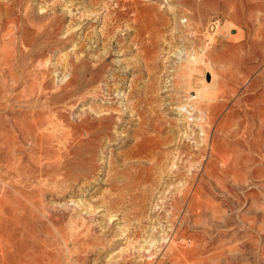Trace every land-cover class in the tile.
Returning a JSON list of instances; mask_svg holds the SVG:
<instances>
[{
  "label": "rangeland",
  "instance_id": "1",
  "mask_svg": "<svg viewBox=\"0 0 264 264\" xmlns=\"http://www.w3.org/2000/svg\"><path fill=\"white\" fill-rule=\"evenodd\" d=\"M0 3V264H264V0Z\"/></svg>",
  "mask_w": 264,
  "mask_h": 264
},
{
  "label": "bare ground",
  "instance_id": "2",
  "mask_svg": "<svg viewBox=\"0 0 264 264\" xmlns=\"http://www.w3.org/2000/svg\"><path fill=\"white\" fill-rule=\"evenodd\" d=\"M9 14H10V9L9 8H3V6H2V4L0 3V26L2 25V20H3V17H4V19H6V20H8L9 18H8V16H9ZM17 38V37H16ZM9 65V63H7L5 60L0 64V67H6V68H4L3 69V71L1 72V70H0V73H3L4 71H6L7 70V72H9V73H11L12 74V76L11 77H13V79L14 80H16V77H15V75H14V73H13V71H12V69H11V67H10V65H9V68H7V66ZM10 69V70H9ZM15 84V83H14ZM17 84V83H16ZM36 123V122H35ZM36 125V124H35ZM38 128V127H37ZM203 131V130H202ZM204 132V131H203ZM30 138V137H29ZM137 148H139V147H137ZM135 153V152H134ZM1 238V237H0ZM2 264H4V262L2 263Z\"/></svg>",
  "mask_w": 264,
  "mask_h": 264
}]
</instances>
